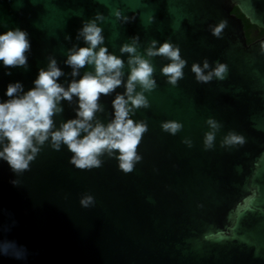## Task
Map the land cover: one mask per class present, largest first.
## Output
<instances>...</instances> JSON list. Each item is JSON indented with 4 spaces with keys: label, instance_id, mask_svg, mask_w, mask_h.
<instances>
[{
    "label": "water",
    "instance_id": "95a60500",
    "mask_svg": "<svg viewBox=\"0 0 264 264\" xmlns=\"http://www.w3.org/2000/svg\"><path fill=\"white\" fill-rule=\"evenodd\" d=\"M234 8L264 32V0H0V34L20 28L31 42L27 69L0 62V102L9 99V83H22L24 92L33 88L49 57L64 72L58 83L65 88L94 71L86 66L73 77L64 61L74 45L87 47L77 33L97 13L106 17L98 22L102 46L125 61V83L128 54L120 47L132 37L139 36L141 52L151 40H171L188 62L184 78L172 87L160 72L170 61L152 58L158 87L146 93L151 107L131 117L149 127L138 149L142 161L133 172L123 173L107 155L101 168L76 169L66 146L55 151L48 143L22 176L0 160V207L12 214L0 217V223L16 220L4 235L29 250L26 260L0 256V264H264V39L247 44ZM221 20L228 26L218 39L209 26ZM205 58L210 64L205 74L219 61L228 65L226 79L198 83L191 65L202 66ZM124 91L122 85L101 96L97 119L107 124L114 118L112 101ZM60 106L57 128L76 118L78 98ZM209 117L223 127L215 147L206 151ZM166 120L181 122L183 130L165 133L161 122ZM229 131L245 143L222 148ZM185 137L192 139L191 148L182 143ZM13 179L21 181L19 187L10 183ZM85 194L95 199L87 209L79 202Z\"/></svg>",
    "mask_w": 264,
    "mask_h": 264
},
{
    "label": "clouds",
    "instance_id": "9594fccd",
    "mask_svg": "<svg viewBox=\"0 0 264 264\" xmlns=\"http://www.w3.org/2000/svg\"><path fill=\"white\" fill-rule=\"evenodd\" d=\"M113 14L118 20L121 19L119 9ZM123 19L128 21V17ZM105 20L104 15L97 13L93 19L83 21L77 39H82L87 47L74 45L67 50V59L64 61L72 69L73 77L80 76V70L86 66H91L94 71H86L80 79L72 80L65 88L58 83L64 72L58 66L57 60L49 57L47 69L39 70L33 82L34 87L30 90L24 92L20 82L8 84L5 95L9 99L0 102V160L6 161L17 177L30 170L32 162L46 143L55 151H60L62 146H66L72 153L69 163L79 170L101 168L104 163L101 158L105 155L116 159L119 170L125 174L133 172L135 166L142 161L138 149L149 127L146 120L137 121L131 117L137 110L151 107L146 93L151 94L158 87L154 78L156 69L152 58L163 57L170 61L160 72L172 87H177L178 82L184 78V69L188 62L182 57L179 45L171 40L162 44L151 40L141 52L139 36H135L131 38L130 43H124L120 47L121 54H128L129 72L125 83V61L102 46L105 42L104 30L98 22L103 23ZM227 26V20H221L209 28L211 34L220 39ZM65 39L71 37L66 36ZM30 51L31 42L26 31L16 28L0 34V62L5 68L27 69V54ZM260 52L264 54V43L260 44ZM209 68L207 58L203 60L202 66L195 62L191 65V72L198 83L208 84L213 79L223 81L229 72L228 65L219 61L205 74V70ZM5 74L11 75V72ZM122 85L125 88L124 93L117 94L112 101L114 118L104 124L96 117L98 112L103 111V106L99 103L100 98L102 95H110ZM137 88L140 90L137 91ZM73 97L78 98L76 118L61 122L57 128L54 117L63 112L60 102L71 103ZM205 124L208 131L203 135V148L207 151L215 147L217 133L223 125L212 117L206 119ZM183 127L184 125L176 120L161 122V129L172 136L180 133ZM182 143L189 148L193 146L190 137L183 138ZM244 143L242 135L229 131L223 136L220 146L231 148L242 146ZM10 183L19 187L21 181L13 179ZM79 202L87 209L94 206L95 199L92 195L85 194ZM5 214L9 218L12 216L0 207V217ZM16 224L14 219H11L8 225L0 223V256L23 261L29 256L27 246L14 239H7L4 235L10 233Z\"/></svg>",
    "mask_w": 264,
    "mask_h": 264
},
{
    "label": "trees",
    "instance_id": "16d2710c",
    "mask_svg": "<svg viewBox=\"0 0 264 264\" xmlns=\"http://www.w3.org/2000/svg\"><path fill=\"white\" fill-rule=\"evenodd\" d=\"M232 14L235 15L237 18L242 20V24H243V29H244V33H245V37H246V42L247 44H251V40L249 39V33L248 31L251 29H255L252 26H250L247 22V20H245L240 13L238 12V10L236 8L233 9ZM262 34H264V32L260 31Z\"/></svg>",
    "mask_w": 264,
    "mask_h": 264
},
{
    "label": "flooded vegetation",
    "instance_id": "af4514ba",
    "mask_svg": "<svg viewBox=\"0 0 264 264\" xmlns=\"http://www.w3.org/2000/svg\"><path fill=\"white\" fill-rule=\"evenodd\" d=\"M249 33V39L252 41L251 43L260 40V39H264V34H262L259 30L257 29H251L248 31Z\"/></svg>",
    "mask_w": 264,
    "mask_h": 264
}]
</instances>
